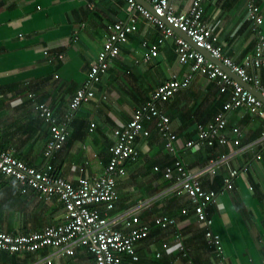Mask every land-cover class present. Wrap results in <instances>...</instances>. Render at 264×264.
Wrapping results in <instances>:
<instances>
[{"label":"crops","instance_id":"0c3cea01","mask_svg":"<svg viewBox=\"0 0 264 264\" xmlns=\"http://www.w3.org/2000/svg\"><path fill=\"white\" fill-rule=\"evenodd\" d=\"M246 1L211 0L205 4L203 16L219 35L225 54L240 64L254 55L256 43L246 18ZM190 2L172 0V5L182 12ZM257 3L264 19V0ZM131 14L127 0H0L1 148L36 168L52 162L56 172L74 184L81 177L93 178L102 173L114 129L128 122L133 111L146 104L163 81L174 73L181 77L187 71V66L178 60L174 37L163 42L158 56L143 62L142 40L157 42L161 33L138 13V29L120 45L119 56L97 84L96 96L71 112V99L102 49L108 24L127 22ZM59 53H64L63 59L58 58ZM223 67L252 93L261 91ZM248 71L259 76L264 88V66L249 67ZM229 98V91L222 92L216 82L197 74L190 86L160 102L179 140L176 151H169L166 139L149 125L150 135H140L136 140L137 158L127 163L126 175L118 178L115 209L99 205L103 215H113L160 194L140 214L150 230L148 237L136 243L139 264H262L264 143L246 147L264 132V116L243 107L231 109L226 114V145L182 147L197 139L198 125L211 122ZM39 103L50 107L56 121L64 123L68 132L63 148L50 159L45 149L52 138L51 125L41 118ZM92 123L95 127L91 131ZM235 127L239 135L233 132ZM237 137L240 144L235 146L232 140ZM223 154L230 156L228 162L201 176L205 188L219 192L208 212L213 232L221 236L224 251L220 256L207 242L205 226L193 210L182 214V209L189 207L188 196L163 192L170 184L164 175L166 168L174 166L176 159L182 160L188 170L197 171ZM232 168L241 172L228 190L224 180ZM162 215L174 216L177 221L167 227L155 225L154 219ZM66 220L67 212L57 198L44 200L33 189L23 192L15 178L0 171V229L10 234H28ZM53 253L52 247L36 252L0 250V264H38ZM51 264L95 263L92 254L79 247L73 255H53Z\"/></svg>","mask_w":264,"mask_h":264},{"label":"built area","instance_id":"2783aa9c","mask_svg":"<svg viewBox=\"0 0 264 264\" xmlns=\"http://www.w3.org/2000/svg\"><path fill=\"white\" fill-rule=\"evenodd\" d=\"M146 1L151 3L154 12L138 0H127L132 9L129 20L108 24V35L102 49L92 61L83 85L76 90L71 99V112H75L84 102L96 96L97 84L109 69L112 60L119 56L120 45L128 42L130 34L138 29V13L144 16L150 24L155 25L162 35L159 43L143 42L144 49L141 56L143 62H149L158 56L160 43L172 36L175 37L178 60L181 64H188L189 71L182 77L176 73L172 74L170 79L156 88L149 102L133 111L128 122L114 129V143L110 148L113 156L98 176L81 177L78 183L74 184L73 181L58 174L52 162H47L43 168H36L28 165L11 151L0 147V171L2 173L15 178L22 186L23 192L33 189L44 200L57 198L63 203L67 212L65 222L47 226L40 231L10 234L0 229V250L11 253L36 252L52 247L54 253L38 261V264H51L53 255H73L79 247H85L94 255L95 264H137L140 256L137 253L136 243L148 237L150 230V225L141 219L140 214L144 209L150 208L160 194L146 198L113 215H103L99 205L104 204L106 210L115 209L118 198L117 176L126 173L124 166L126 160L137 158L138 150L135 145L137 138L140 135H150L151 128L145 126L147 122L152 123L158 133L166 139L167 149L171 152L176 151L178 147L176 143L179 140L172 130L170 117L158 103L168 100L178 90L190 86L197 74L216 82L222 92H230L229 100L214 119L207 124L198 125L197 139L185 142L182 147H194L200 144L212 147L216 143L226 145L229 142L225 132L226 114L231 109L243 107L247 111L250 110L264 116V101L258 95L234 79L223 66L216 64L198 48L190 45L184 38L176 36L174 31V28H178L186 32L198 46L210 52L213 57L220 59L244 81L260 87L264 98L261 79L257 74L248 71L249 67L264 66V32L262 30L264 19L257 0L246 1V18L251 22V29L257 44L254 55L244 64L237 63L224 54L219 35L214 33L204 21L205 4L211 0H191L189 8L182 12L175 10L172 0ZM161 17H165L166 20ZM44 54H48V51L44 50ZM58 58L63 59L64 53H59ZM37 108L41 118L51 125L52 138L45 149V155L50 159L63 148L68 135L67 127L65 124L56 123L51 108L45 103H39ZM94 127L95 123H92L90 130L92 131ZM233 132L239 135L240 130L235 127ZM232 142L238 146L240 139L237 137ZM257 143H264V132L255 142L246 145V148H252ZM229 157L223 154L212 159L205 168L197 171L188 170L182 160L176 159L174 166L167 167L164 174L170 184L163 193H183L188 196L197 219L205 226L207 242L220 256H223L224 251L221 236L213 232L211 228L213 219L208 212L209 205L215 203L219 192L205 188L201 176L227 163ZM240 172L237 168L229 171L224 180L226 189L234 187V179ZM188 211L189 207H184L182 214H187ZM176 221L174 216L168 215L154 219L155 225L161 227L174 225ZM164 246L167 247L168 244L165 243ZM126 255L130 257L129 261L125 260ZM262 264H264V259Z\"/></svg>","mask_w":264,"mask_h":264},{"label":"trees","instance_id":"16d2710c","mask_svg":"<svg viewBox=\"0 0 264 264\" xmlns=\"http://www.w3.org/2000/svg\"><path fill=\"white\" fill-rule=\"evenodd\" d=\"M188 8H189V7H188ZM160 33H161V32H160ZM161 37H162V35L160 34L159 38L156 40L157 42H151V43L149 42L148 39H143L142 42H141L142 49H144V47H143V42H144V41H147V43H149V44L159 43V40H160ZM164 41H165V40H164ZM164 41H163V42H164ZM163 42L160 43L159 46H161V45L163 44ZM159 50H160V47H159ZM158 55H159V54H158ZM183 65H186V66H187V71H186V72H188V71H189V65H188V64H183ZM183 76H184V75H183ZM181 77H182V76H181ZM169 79H170V78H169ZM167 80H168V79H167ZM165 81H166V80H165ZM165 81H163L162 83H164ZM173 95H174V94H173ZM171 97H172V96H171ZM56 123L59 124V125L64 124V123L60 124L58 121H57ZM149 125H150V126H153L152 123H150V122H147L145 126H146L147 128H149V127H148ZM235 134H237V133H235ZM237 135H238V134H237ZM235 139H236V138H235ZM66 140H67V139H66ZM232 141H233V140H232ZM65 142H66V141H65ZM113 143H114V142H112L111 146L113 145ZM64 144H65V143H64ZM111 146L109 147V159H108L107 164L109 163L111 157L113 156V153H112V151L110 150ZM129 161H130V160H126V162H125V164H124L125 169H126V173H127V163H128ZM107 164H106V165H107ZM126 173H125V174H122V175L119 174V175L117 176V185H118V178H119V177H123V176H125ZM116 188H117V187H116ZM117 191H118V188H117ZM117 199H118V198H117ZM211 204H212V203H211ZM211 204H210V205H211ZM210 205H209V206H210ZM189 209H192V210H193L192 206H190V203H189ZM100 211H101V210H100ZM208 211H209V207H208ZM193 212H194V211H193ZM101 213H102V212H101ZM137 253H138V252H137ZM74 254H75V253H74ZM90 254H92V253H90ZM138 255H139V254H138ZM126 256H127V257H125V260L129 261V260H130V257H129L128 255H126ZM92 257H93V259H94V263H95V258H94V255H93V254H92ZM139 261H140V259H139ZM139 261L137 262V264L140 263Z\"/></svg>","mask_w":264,"mask_h":264},{"label":"water","instance_id":"95a60500","mask_svg":"<svg viewBox=\"0 0 264 264\" xmlns=\"http://www.w3.org/2000/svg\"><path fill=\"white\" fill-rule=\"evenodd\" d=\"M138 1H139V0H138ZM139 2H140V1H139ZM145 2L148 3L149 5H146ZM141 3H143L147 8H149L152 12H154L153 6L151 5L150 2H148V1H146V0H143V1H141ZM176 31H177L179 34L184 35L187 39H189V40L191 39L190 36H187V35H186V32L184 33V32H182V31H180L179 29H176ZM193 44H194V46H196L200 51L204 52L206 56L210 55V57H211V54H210L208 51H206V50H204L203 48H201L200 46H198L197 43H193ZM210 59L214 60L212 57H211ZM215 61H216L218 64H222V62L219 61V60H215ZM227 68H229V67L227 66ZM229 69H230V68H229ZM234 74H235V73H234ZM239 77H240V76H239ZM245 83H246V84H250L249 82H245ZM257 95H258V96L264 101V98H263L262 95H261V91L257 90Z\"/></svg>","mask_w":264,"mask_h":264},{"label":"bare ground","instance_id":"6f19581e","mask_svg":"<svg viewBox=\"0 0 264 264\" xmlns=\"http://www.w3.org/2000/svg\"><path fill=\"white\" fill-rule=\"evenodd\" d=\"M163 20H166V18L165 17H161ZM168 25H170V24H168ZM176 29H178V28H174V31H175V34H176V36H179V37H182V38H184L183 36H181V35H178L177 33V31H176ZM180 30V29H179ZM180 31H182V30H180ZM182 32H184V31H182ZM185 33V32H184ZM186 35L187 36H189L187 33H186ZM172 37V36H171ZM175 38V37H174ZM185 39V38H184ZM186 41H188L187 39H185ZM190 40H192L193 42H194V40L191 38ZM189 42V41H188ZM190 43V42H189ZM195 43V42H194ZM256 44H257V40H256V43H255V48H256ZM190 45H191V43H190ZM195 48H197V47H195ZM223 52H224V50H223ZM204 53V52H203ZM205 54V53H204ZM224 54H225V52H224ZM226 55V54H225ZM227 56V55H226ZM211 57L214 59V62L216 63V64H218L215 60H219V61H221L220 59H217V58H215V57H213L212 55H211ZM229 57V56H228ZM234 61V60H233ZM222 62V61H221ZM218 65H220V66H225V64L222 62V65L221 64H218ZM243 80V79H242ZM244 81V80H243ZM238 82H240V81H238ZM244 82H246V81H244ZM241 83V82H240ZM242 84V83H241ZM171 98V97H170ZM169 98V99H170ZM168 99V100H169ZM150 100H151V98H150ZM149 100V101H150ZM148 101V102H149ZM159 104V103H158ZM160 106V105H159ZM161 107V106H160ZM162 108V107H161ZM164 111V110H163ZM165 112V111H164ZM253 113V112H252Z\"/></svg>","mask_w":264,"mask_h":264},{"label":"clouds","instance_id":"9594fccd","mask_svg":"<svg viewBox=\"0 0 264 264\" xmlns=\"http://www.w3.org/2000/svg\"><path fill=\"white\" fill-rule=\"evenodd\" d=\"M210 53V52H209ZM225 69V68H224ZM230 70V69H229ZM231 71V70H230ZM234 73V72H233ZM237 75V74H236ZM241 78V77H240ZM228 190H230V189H228Z\"/></svg>","mask_w":264,"mask_h":264},{"label":"rangeland","instance_id":"374dc122","mask_svg":"<svg viewBox=\"0 0 264 264\" xmlns=\"http://www.w3.org/2000/svg\"><path fill=\"white\" fill-rule=\"evenodd\" d=\"M207 51V50H206Z\"/></svg>","mask_w":264,"mask_h":264}]
</instances>
